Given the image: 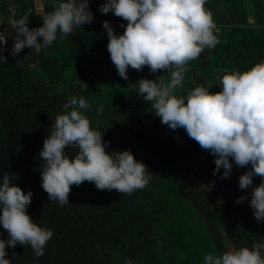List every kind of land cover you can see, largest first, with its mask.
Segmentation results:
<instances>
[{
    "label": "trees",
    "instance_id": "obj_1",
    "mask_svg": "<svg viewBox=\"0 0 264 264\" xmlns=\"http://www.w3.org/2000/svg\"><path fill=\"white\" fill-rule=\"evenodd\" d=\"M102 3L89 0L90 24L67 37L58 34L39 53L26 47L12 56L15 29L9 20L28 18L32 29L42 25V16L36 15L33 0H0L1 28L9 46L7 62H0V183L7 174L25 193L31 191L28 214L54 233L42 257L36 258L30 245L17 244L6 246L5 258L11 264H125L126 259L132 264H204L206 255L227 251L228 240L233 250L251 249L264 236V220L255 219L248 195L260 178L241 190L239 176L249 169L234 162L228 178H220L223 169L213 175L214 156L184 129L160 122L151 103L139 95L137 82L157 76L168 82L171 73L129 67L128 80L118 75L102 22L109 21L122 34L127 21L98 11ZM205 7L213 14L219 42L188 62L178 96L209 83L210 91L219 92L224 74L246 71L264 60V0H206ZM51 11L45 8V14ZM73 96L91 105L84 114L110 142L108 151L130 150L147 166L153 176L146 187L122 195L85 181L71 186L70 203L48 200L39 158L51 129L46 122L70 111ZM99 108L103 111L97 114ZM65 151L70 158L75 154L71 148ZM242 195L248 198L237 204ZM0 239H8L2 226Z\"/></svg>",
    "mask_w": 264,
    "mask_h": 264
},
{
    "label": "clouds",
    "instance_id": "obj_2",
    "mask_svg": "<svg viewBox=\"0 0 264 264\" xmlns=\"http://www.w3.org/2000/svg\"><path fill=\"white\" fill-rule=\"evenodd\" d=\"M206 0H104L98 11L113 13L127 21L123 33L118 34L109 21H103L110 60L118 75L128 80V69L137 72L147 67L151 73H171L165 82L138 80L139 95L151 103L160 122L172 130L184 129L188 137L214 156L213 175L223 169L220 178H228L233 162L239 168H248L239 176V188L251 187L249 206L255 219L264 220V60L240 72L224 74L219 92H212V84L196 86L184 96L176 94L183 88L189 61L196 60L205 49L218 44L214 34L216 24ZM42 25L30 29L28 18L9 20L15 29L10 55H18L24 48L39 53L57 40L71 35L74 29L93 21L89 0H65L42 17ZM7 40L0 42V45ZM2 53V48H0ZM0 62L7 58L0 54ZM72 106L65 114L55 116L49 134L43 140L39 158L41 187L48 200L60 206L69 202L71 186L85 181L98 190H115L132 194L143 189L153 174L137 161L130 150L108 151L110 142L93 129L84 114L91 105L83 97L73 96ZM83 110V111H82ZM103 108L97 109V114ZM75 150L70 158L66 149ZM231 158V162L230 159ZM250 166V167H249ZM31 191L25 193L5 174L0 183V226L8 239H0V264H11L6 259V246L15 248L30 245L36 258L44 255L47 243L54 233L40 227L28 214L32 202ZM248 197L242 195L236 203ZM13 256L16 254L13 252ZM125 264H132L130 259ZM204 264H264L260 248L247 247L225 251L221 255L208 254Z\"/></svg>",
    "mask_w": 264,
    "mask_h": 264
},
{
    "label": "rangeland",
    "instance_id": "obj_3",
    "mask_svg": "<svg viewBox=\"0 0 264 264\" xmlns=\"http://www.w3.org/2000/svg\"><path fill=\"white\" fill-rule=\"evenodd\" d=\"M33 2H34V7H35L36 14L39 15V16H42V14H41L42 11L45 14V8L48 9V10H50V9L54 10L58 6V4L60 2H62V0H42V1L41 0H33ZM248 20L250 21L251 19H248ZM220 231L222 233H225L223 228H221ZM226 242H227V245H228L227 246V251L233 250L232 249L233 245L230 243V241L228 240Z\"/></svg>",
    "mask_w": 264,
    "mask_h": 264
},
{
    "label": "built area",
    "instance_id": "obj_4",
    "mask_svg": "<svg viewBox=\"0 0 264 264\" xmlns=\"http://www.w3.org/2000/svg\"><path fill=\"white\" fill-rule=\"evenodd\" d=\"M2 24H3V21L0 19V42H2L3 40L6 39L5 34L1 28ZM9 25L11 28H13V25L10 23V21H9ZM0 48H2V53H0V54H2L4 57H6L8 51H9L8 44L6 43L4 45H0ZM257 247H259L261 252L264 253V236L261 238L260 241L253 242L251 249L257 248Z\"/></svg>",
    "mask_w": 264,
    "mask_h": 264
},
{
    "label": "flooded vegetation",
    "instance_id": "obj_5",
    "mask_svg": "<svg viewBox=\"0 0 264 264\" xmlns=\"http://www.w3.org/2000/svg\"><path fill=\"white\" fill-rule=\"evenodd\" d=\"M54 119H55V117H53L52 121H50V120H47L46 124L51 126V125H52V123H53V121H54Z\"/></svg>",
    "mask_w": 264,
    "mask_h": 264
},
{
    "label": "crops",
    "instance_id": "obj_6",
    "mask_svg": "<svg viewBox=\"0 0 264 264\" xmlns=\"http://www.w3.org/2000/svg\"><path fill=\"white\" fill-rule=\"evenodd\" d=\"M43 13H44V12L42 11V13H41V14H42V16H43ZM36 15H37V14H36ZM37 16H38V17H40L39 15H37ZM262 226H264V225L262 224Z\"/></svg>",
    "mask_w": 264,
    "mask_h": 264
},
{
    "label": "water",
    "instance_id": "obj_7",
    "mask_svg": "<svg viewBox=\"0 0 264 264\" xmlns=\"http://www.w3.org/2000/svg\"><path fill=\"white\" fill-rule=\"evenodd\" d=\"M30 264H34V263H30Z\"/></svg>",
    "mask_w": 264,
    "mask_h": 264
}]
</instances>
